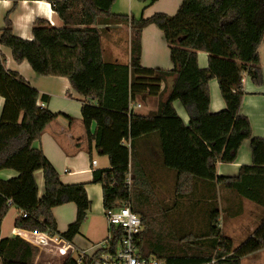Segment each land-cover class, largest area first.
<instances>
[{"label":"trees","instance_id":"trees-1","mask_svg":"<svg viewBox=\"0 0 264 264\" xmlns=\"http://www.w3.org/2000/svg\"><path fill=\"white\" fill-rule=\"evenodd\" d=\"M47 1L68 31L80 34V51L74 54L68 80L84 99L81 114L89 143L109 159L110 167L95 170L92 179L102 187L105 212L116 203L129 202L144 225L138 244L144 258L154 256L170 264H242L243 253L234 251L232 239L219 228L216 196L202 232L184 233L174 211L182 200L193 198L200 183L205 188L219 185L264 206V138H252L249 119L239 113L244 74L256 85L263 82L258 50L264 43V0H183L175 15L158 13L147 19L113 14L115 0ZM138 1L152 5L159 0ZM119 24L131 27L129 65L102 59L98 26ZM150 25L164 35L173 64L170 71L141 64V35ZM198 52L209 55L206 69L198 65ZM170 77L175 82L164 99L161 87ZM213 79L226 105L218 113L210 112L209 82ZM0 97L5 100L0 119V171L18 173L17 178L0 181V233L3 219L14 206L26 214L15 220L18 229L49 232L72 242L91 201L85 184H63L42 150L33 147L57 118L45 107L49 97L4 65L0 66ZM146 97H159L157 110L146 115L130 113V105ZM176 101L189 116L187 126L174 108ZM151 136L158 142L163 167L175 173V202L167 210L151 188L141 156L142 144L151 141ZM247 140H251L252 165L241 167L237 177L217 176V165L234 163ZM37 171L44 174L42 198L34 176ZM67 203L75 204L76 219L60 233L53 209ZM109 229L115 249L122 234ZM38 254L37 247L19 237L0 241L1 264H35ZM63 264H75V260L69 257Z\"/></svg>","mask_w":264,"mask_h":264},{"label":"crops","instance_id":"crops-1","mask_svg":"<svg viewBox=\"0 0 264 264\" xmlns=\"http://www.w3.org/2000/svg\"><path fill=\"white\" fill-rule=\"evenodd\" d=\"M182 2L183 0H159L148 5V2L143 3L138 0H115L111 12L144 19L158 13L173 16ZM98 29L103 61L115 65H129L131 27L125 24L100 25ZM79 37V33L68 31L67 25L47 0L17 2L0 0V66L4 65L7 70L18 73L32 88L40 94L47 95L49 102L46 105L40 104L45 105L53 114H57V118L47 125L40 140L36 141L33 147L42 150L59 173L63 184H85L91 201V207L80 233L74 240L68 242L59 238L74 247L76 252L91 250L95 246L104 244L110 234V226L103 207L102 187L92 183L93 172L109 168V159L99 154L94 143H89L81 114L84 99L72 89L68 80L69 73L73 69L74 54L80 51ZM141 43L143 67L166 71L173 69L169 47L162 31L155 25L143 29ZM197 55L199 67L206 69L209 55L204 52H198ZM258 57L263 82L261 85H256L244 74L242 81L244 95L239 108V113L249 119L252 138H264V43L259 47ZM174 82L175 77H170L162 84L164 99L171 92ZM209 89L210 112L218 113L225 110L226 105L216 79L209 82ZM149 99H151L149 112H154L158 108L159 97H149ZM4 104V98L0 97V119ZM133 104H140L141 108L138 109L144 108L142 101ZM174 108L183 123L186 126L189 125V116L179 101L174 103ZM134 112L140 114L136 109ZM95 128L96 125L93 124L92 132ZM93 162H96V166ZM250 165H252L251 140H247L239 149L234 163L217 165V176L237 177L241 167ZM34 176L38 196L42 198L45 194L44 174L42 171H37ZM17 177L18 173L14 170L0 171V181H9ZM174 184L175 173L163 167L158 142L155 136H151V188L156 197L163 194L164 190L171 189L172 200L175 202ZM215 196L223 229L224 224L236 222L235 231L226 229L223 235L232 239L235 252L243 253L242 264H264V206L241 199L232 191L219 185L216 187L208 185L205 188V185L200 183L193 198L182 200L180 208L186 209L189 202L195 203V208L201 203L202 205L205 202V204L213 203ZM179 210L174 211V218L177 220ZM76 214L77 208L73 203L53 209L60 233L65 232L75 221ZM20 215L22 214L16 207H10L1 225L0 241L19 237L39 249L35 264H50L56 258L53 251H58V247L63 243L52 240L55 243L51 242L48 247L38 246L37 236H54V234H37L18 229L15 226V220ZM246 216L251 218V224L246 228L238 226L237 221ZM65 260L59 264H63Z\"/></svg>","mask_w":264,"mask_h":264},{"label":"built area","instance_id":"built-area-1","mask_svg":"<svg viewBox=\"0 0 264 264\" xmlns=\"http://www.w3.org/2000/svg\"><path fill=\"white\" fill-rule=\"evenodd\" d=\"M141 108L140 104H131L130 113L135 109ZM96 166V162H93ZM128 184H131L130 178ZM26 217L25 213H21ZM105 217L110 227L120 230L122 237L118 241L115 249H112L111 240L112 233L109 234L108 240L100 245L95 246L91 250H75L63 240L59 239V236H37L36 244L41 247H48L51 245L52 240L56 243H63L58 247V252L72 257L75 260V264H170L165 260L157 257L144 258L141 255L138 244L140 242V236L144 231V225L139 215L134 213L131 209L129 202L116 203L111 209L105 212ZM39 234V232H35ZM49 233V232H45ZM55 242H52V244ZM76 252V257L73 255ZM215 261H212L214 263ZM211 264V263H206Z\"/></svg>","mask_w":264,"mask_h":264},{"label":"rangeland","instance_id":"rangeland-1","mask_svg":"<svg viewBox=\"0 0 264 264\" xmlns=\"http://www.w3.org/2000/svg\"><path fill=\"white\" fill-rule=\"evenodd\" d=\"M141 100L144 104V108L136 109V111L140 114H148V112L151 109V99H149V97H146L145 99H141ZM95 156L98 157V155H95ZM141 156H142V159L146 165V169L148 170L150 174V178H151V141H148L142 144ZM164 193L157 195V198H159L161 202L164 201L163 206L165 209H167V207L173 206V203H174V200H172V190L171 189L169 191L164 190ZM205 203H204V206H202V203L201 205L198 204L197 208H195L196 206L194 207L193 205L189 203L187 204L186 209L183 207L179 208L180 214H179L178 220L181 222L180 225L183 227L184 233H188L190 231L193 233H196V231L202 232V230L206 227V222H207L206 214L214 206L212 205V203H207V204ZM216 208H218L217 203H216ZM251 222H252L251 218L249 219V217L246 216L245 218L238 220L237 224L238 226L246 228V226H249ZM235 223H231V224L228 223L227 225L224 224L225 228L223 229L224 226L222 225V221L220 220L219 228L222 233H226V229L229 231L232 230L231 232H234L235 229L237 228L234 225ZM53 253L54 255H56V258L52 262H50V264H59L61 263V261L67 258V255H63L59 253L58 251L56 252L53 251ZM73 257L75 258L76 255L74 254Z\"/></svg>","mask_w":264,"mask_h":264}]
</instances>
